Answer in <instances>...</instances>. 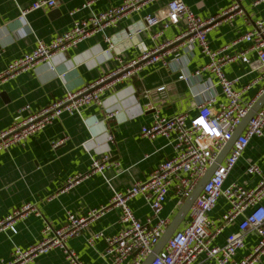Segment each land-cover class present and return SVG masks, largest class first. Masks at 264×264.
I'll return each mask as SVG.
<instances>
[{
	"label": "crops",
	"instance_id": "0c3cea01",
	"mask_svg": "<svg viewBox=\"0 0 264 264\" xmlns=\"http://www.w3.org/2000/svg\"><path fill=\"white\" fill-rule=\"evenodd\" d=\"M34 1L0 0V72L10 61L31 51L38 40L48 42L70 29L75 20L122 3V0H59L55 8L31 9L22 15V10ZM169 1L143 0L139 9L130 11L104 33L97 32L1 83L0 131L8 128L19 114L37 111L68 91H76L136 58L143 48L181 34L186 26L184 20L138 32L144 16L161 13ZM183 1L200 17H218L208 33L213 49L231 43L251 30L255 21L264 19V3L257 0H238L242 12L227 16L220 14L230 0ZM75 9L79 10L71 15L70 11ZM157 32L160 35L155 41L152 34ZM107 36L115 50H108ZM245 47L242 43L231 51ZM205 61L197 46L179 48L167 56L168 66L160 62L148 65L105 92L102 106L93 105L81 113L65 111L42 131L0 152V219L24 203H33L36 208L17 221L16 232L0 229V264L12 257L16 246L28 248L40 242L46 226H62L69 211L83 216L93 208L107 207L113 191H124L145 180L160 162L169 159L174 152L172 145L162 136L154 139L142 136L141 128L151 124L156 114L194 115L207 95L215 96V108L224 104L217 78L210 73H195ZM224 71L230 79H237L238 87L250 83L258 73L240 59L227 63ZM256 90L253 87L244 97L249 99ZM109 113H114L112 118H108ZM104 155L109 156L105 169L91 174L93 159ZM251 164L264 171V135L251 139L225 184L255 186L259 175L247 171ZM75 175H81L80 181L68 186V179ZM175 204L176 198L170 197L163 215L174 218L178 212ZM129 205L142 220L151 214V205L143 196H133ZM228 208V200L221 197L210 215L215 223ZM120 218V208L108 207L70 237L67 246L83 264H111L104 237L94 241L91 238L98 232L104 236L117 233L121 229ZM240 219L224 225L214 242L223 244L230 233H237ZM244 237L245 246L237 252L236 259L250 253L256 244L257 237L251 230ZM131 260L121 264H131ZM24 264H70V261L62 248L55 247ZM257 264H264V256Z\"/></svg>",
	"mask_w": 264,
	"mask_h": 264
},
{
	"label": "built area",
	"instance_id": "2783aa9c",
	"mask_svg": "<svg viewBox=\"0 0 264 264\" xmlns=\"http://www.w3.org/2000/svg\"><path fill=\"white\" fill-rule=\"evenodd\" d=\"M142 2L143 0H122L119 6L75 20L70 29L48 42L38 40L31 51L6 65L0 72V84L32 69L38 62L48 60L58 51L68 50L97 32L104 33L108 27L117 25L130 11L139 9ZM259 2L264 3V0H257ZM58 5L59 0H36L22 10V15L31 9H52ZM78 10H72L70 14L74 15ZM234 12H242L238 0H230L229 6L220 16ZM217 19L216 16L200 17L183 0H170L161 13L146 14L144 24L138 32L159 25L168 27L184 20L186 26L181 34L174 39L156 42L150 48H143L136 58L121 63L114 71L76 91H68L63 97L52 100L37 111L19 114L8 128L0 131L2 152L42 131L65 111L81 113L90 106H102L105 92L114 89L148 65L160 62L168 66L169 54L193 45L206 58L205 63L195 71L196 75L213 74L225 98L224 104L217 109L215 96L207 95L194 115L179 113L166 117L156 114L151 124L141 128V135L149 139L164 137L174 149L169 159L160 162L145 180L135 182L124 191H113L107 207L93 208L83 216L69 211L62 226H46L45 236L40 242L28 248L16 246L12 257L1 264H24L38 253L55 247L66 252L70 264H83L76 252L67 246V240L78 234L90 219L99 217L108 207L120 208L121 229L107 236L103 232L95 233L91 241L104 237L107 255L112 259L111 264H121L128 259H132L131 264L144 263L172 221L173 216L163 215L167 200L172 196L176 198V212L180 209L256 100L264 93V19L255 21L251 30L231 43L213 49L208 33ZM159 35V32L152 34L153 40L156 41ZM106 41L109 43L108 50H115L110 37L107 36ZM242 43L246 45L245 48L231 51L232 47ZM239 59L258 71L254 79L244 87H238L237 79H230L224 71L227 63ZM183 77L181 74L180 78ZM253 87H257L255 95L246 99L244 94ZM162 89L163 87L159 88ZM113 115L114 113L107 114L108 118ZM263 135L264 105L249 120L229 153L204 185L180 226L151 264H257L260 261L264 256V171L257 164L248 167L249 173L259 175V180L253 187L238 183L226 185L225 182L251 139ZM108 160V155L94 158L90 173L102 172ZM80 176L69 178L68 186L78 183ZM136 195L143 196L151 205V214L144 220L138 218L129 205V200ZM221 197L228 200L229 208L218 223H215L210 215ZM33 211H36L33 203H24L0 219V229L16 232L17 221ZM238 217L241 218L239 231L230 233L223 244H216L215 238L224 225ZM247 230L256 235V244L250 253L236 259L237 252L245 246L244 236Z\"/></svg>",
	"mask_w": 264,
	"mask_h": 264
},
{
	"label": "water",
	"instance_id": "95a60500",
	"mask_svg": "<svg viewBox=\"0 0 264 264\" xmlns=\"http://www.w3.org/2000/svg\"><path fill=\"white\" fill-rule=\"evenodd\" d=\"M264 105V93L258 98V100L254 103L248 114L244 117L240 125L237 127L236 131L234 132L232 138L227 141L223 149L220 151L218 156L216 157L215 161L212 163V165L209 167L206 174L203 176V178L200 180L194 191L190 194V196L184 201L174 218L172 219L171 223L168 225L166 231L164 232L163 236L161 237L158 244L154 247L153 251L149 254V256L146 258L143 264H151L154 260L155 256L161 252V250L166 245L167 241L170 239L174 231L180 226L183 219L186 217L189 209L191 208L193 202L198 197L200 192L202 191L204 185L206 182L210 179L211 175L214 173L216 168L226 155L231 150L235 140L239 137V135L243 132L246 125L248 124L249 120L252 118V116Z\"/></svg>",
	"mask_w": 264,
	"mask_h": 264
}]
</instances>
